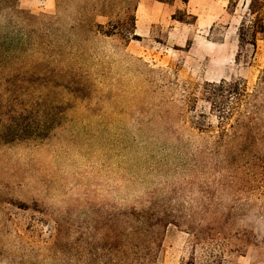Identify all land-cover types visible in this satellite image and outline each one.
Instances as JSON below:
<instances>
[{
    "label": "rangeland",
    "instance_id": "obj_1",
    "mask_svg": "<svg viewBox=\"0 0 264 264\" xmlns=\"http://www.w3.org/2000/svg\"><path fill=\"white\" fill-rule=\"evenodd\" d=\"M138 1H0V33L9 26L29 50L12 70L37 63L31 49L54 37H37L46 21L54 23L53 44L62 45L49 61L51 81L24 85L23 106L0 114V264H93L101 239L115 241V215L150 207L175 215L161 236V264L222 256V264H264V244L244 242L239 253V241L215 237L220 206L206 196L219 176L199 153L216 126L204 84L240 79L250 90L264 66V41L238 46L249 0H235L232 15L222 0H177L186 28L167 35L163 24L148 38L127 35ZM199 9L210 16L196 26ZM90 23L118 34L105 37ZM67 67L80 79L59 73ZM4 125L21 129L15 134ZM239 209L234 231L254 237L256 205ZM200 227L212 239L208 247L206 235L196 234Z\"/></svg>",
    "mask_w": 264,
    "mask_h": 264
},
{
    "label": "trees",
    "instance_id": "obj_2",
    "mask_svg": "<svg viewBox=\"0 0 264 264\" xmlns=\"http://www.w3.org/2000/svg\"><path fill=\"white\" fill-rule=\"evenodd\" d=\"M157 1L170 3L172 0ZM235 5V0H228L226 12L229 15L233 14ZM32 18L36 17L32 16ZM172 19L183 23L181 16H177L176 12ZM131 22L132 30L128 31L127 35L134 36V15ZM53 27L54 23L50 20L42 27H38L39 40L44 36L55 37L56 30ZM8 28L9 26H5L4 31L0 33V114L11 109L18 112V107L23 106L18 101V97L22 91L27 93L24 85L36 81L50 82L54 69L47 70L50 66L49 61H56L55 54L62 53V45L53 44L54 37L47 38V43L42 46L36 44L30 51L38 57L37 63L32 64L31 67L18 66L12 70L11 65L16 66L15 62L29 50L18 46L19 41L6 31ZM89 28L105 37L118 34L114 29L103 31L105 27L96 23H90ZM73 30L74 27H70L68 31ZM237 40L240 48L243 46L254 48L257 41H264V0L248 1L237 27ZM58 69L59 73L64 74V71L68 73L74 82L80 79L77 71H73L71 67H67V70ZM202 99L209 104L210 112L216 118L215 128L209 131L212 134L211 142L204 147L205 152L204 149L199 152L202 157L205 155L209 157V171L219 176L217 181L211 184V195L208 191L209 196H206L209 201L214 199L220 206V209H216L217 207L214 209V213L219 211L222 217L220 224L213 229L214 235L215 237L223 235L221 239L227 242L239 241L235 247L238 246L241 253L240 249L244 248L243 245L254 247L264 244V66L252 89L249 90L240 79L229 82L224 80L217 83L207 82L203 86ZM8 123L16 126L13 120ZM9 125L4 127H8V130L11 129L15 134L21 129L19 126L15 128ZM13 133L11 138L16 136ZM222 181L224 182L221 183ZM224 198L230 201L229 205L227 203L228 206H221L222 203H226L223 202ZM238 202L241 203L240 206L256 205L258 227L254 237H250L251 235L246 234L245 231L240 237L238 232L234 231V218L240 210V206L237 207ZM172 212V210L171 212L162 210L156 213L152 207L145 210L130 209L118 212L115 215V241L108 243L101 239V245L94 248L100 253L93 260V264H161L157 255L162 233L168 225H175L176 222ZM201 233L206 235L204 239L208 247L212 239L202 228L200 233L196 232L197 235ZM248 240L253 241L250 243ZM232 249L237 253V249ZM87 256H91L90 252ZM209 257L212 258L211 255ZM220 260L217 259L216 262L214 259L207 264L215 262L222 264V260L225 259L222 256ZM89 264H92V261ZM188 264L194 262L190 261Z\"/></svg>",
    "mask_w": 264,
    "mask_h": 264
},
{
    "label": "crops",
    "instance_id": "obj_3",
    "mask_svg": "<svg viewBox=\"0 0 264 264\" xmlns=\"http://www.w3.org/2000/svg\"><path fill=\"white\" fill-rule=\"evenodd\" d=\"M176 1L162 3L157 0H139L134 11V35L140 38H148L153 29L163 24H168L167 35H172L176 30L185 29L186 25L184 23L172 19L176 10L181 8L176 5ZM222 2L228 3V0H222ZM206 3L208 5L211 2L207 0ZM227 15L229 14L227 13ZM193 16L194 24L199 26L200 18L209 17L210 14L205 9H199Z\"/></svg>",
    "mask_w": 264,
    "mask_h": 264
}]
</instances>
